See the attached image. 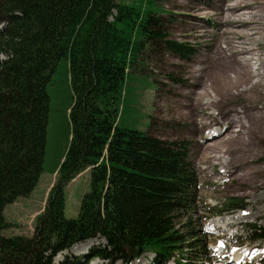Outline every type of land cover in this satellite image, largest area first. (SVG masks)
I'll return each mask as SVG.
<instances>
[{"label":"trees","instance_id":"1","mask_svg":"<svg viewBox=\"0 0 264 264\" xmlns=\"http://www.w3.org/2000/svg\"><path fill=\"white\" fill-rule=\"evenodd\" d=\"M130 1L0 0V264H54L58 253L98 236L108 246L97 254L110 264H131L151 252L152 264L197 258L189 249L194 241L187 240L198 222L190 147L163 142L146 132L147 124L139 125L129 85L145 40L160 41L182 58L192 51L157 30L149 16L156 0ZM62 60L74 103L70 143L54 171L58 184L32 237L8 238L5 206L27 195L44 171L48 88ZM87 168L91 189L79 216L67 219L62 183ZM239 208L232 203L228 210ZM61 264L89 262L67 256Z\"/></svg>","mask_w":264,"mask_h":264},{"label":"rangeland","instance_id":"2","mask_svg":"<svg viewBox=\"0 0 264 264\" xmlns=\"http://www.w3.org/2000/svg\"><path fill=\"white\" fill-rule=\"evenodd\" d=\"M117 2L132 5L130 0ZM226 2L230 9L224 7ZM156 4L149 16L157 21V30L183 45L186 53L192 52L182 58L160 41L145 40L140 61L130 70L129 85L136 95L139 125L147 124L149 135L166 143L192 145L198 187L192 211L198 223L187 238L194 241L189 249L203 260L199 264H209L219 250L225 255L220 263H264L260 236L264 230V0H156ZM52 77L44 171L27 195L5 206V237H32L58 184L60 175L54 171L70 143L74 103L67 60L60 62ZM211 99L216 102L207 106ZM218 132L221 138L210 140L209 134ZM62 184L65 217L75 219L91 189V168ZM232 203L244 208L228 211ZM229 220L233 223L224 225ZM218 222L222 226L213 229ZM77 246L58 253L54 261L59 263L77 250L82 255L94 248L104 253L108 241L98 236ZM239 252H245L240 259ZM103 260L100 256L91 264H106Z\"/></svg>","mask_w":264,"mask_h":264},{"label":"bare ground","instance_id":"3","mask_svg":"<svg viewBox=\"0 0 264 264\" xmlns=\"http://www.w3.org/2000/svg\"><path fill=\"white\" fill-rule=\"evenodd\" d=\"M228 2V1H227ZM226 2V3H227ZM227 6L229 7V5L227 4ZM209 120H211V122L214 124V125H217L218 124V119L216 118V119H213L212 117H210V118H208ZM208 127V126H207ZM206 128V127H205ZM228 130H230V128H228V129H226L225 131H224V133L226 132V131H228ZM208 137H211L210 138V140H212V139H217V138H221V136H220V133L218 132V133H216V134H209V136ZM227 223H233V222H231L230 220L229 221H225V223H224V225H227ZM217 225H218V227L219 226H222V223L221 222H218L217 224H215V225H213V229H215V230H219V229H217L218 227H217ZM228 229V228H227ZM214 233V232H213ZM244 254H245V252H244ZM243 252H239V254H237V256H236V258H238V259H240L243 255ZM222 259H224V258H222ZM221 260V259H220ZM220 260H218V261H220ZM141 262V264H146V260L145 261H143V260H141L140 261Z\"/></svg>","mask_w":264,"mask_h":264}]
</instances>
